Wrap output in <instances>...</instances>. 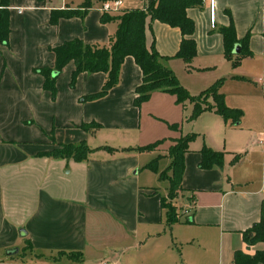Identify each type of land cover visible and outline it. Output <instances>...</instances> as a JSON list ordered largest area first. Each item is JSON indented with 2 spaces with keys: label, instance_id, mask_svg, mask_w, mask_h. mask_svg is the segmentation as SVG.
Segmentation results:
<instances>
[{
  "label": "crops",
  "instance_id": "0c3cea01",
  "mask_svg": "<svg viewBox=\"0 0 264 264\" xmlns=\"http://www.w3.org/2000/svg\"><path fill=\"white\" fill-rule=\"evenodd\" d=\"M94 2L83 18L52 24L51 11L73 9L64 0H9L8 45L0 48V264H234L236 251L257 248L248 246L245 233L264 217V0H216L215 30L209 0L189 9L197 43L190 70L176 58L181 32L146 22V46H155L183 87L196 96L223 79L227 106L243 112L238 124L212 111L192 121L189 133L201 138L185 155L172 201L182 218L172 227L162 205L169 182L160 174L177 139L159 140L150 152L133 148L164 135L150 133L146 108L172 113L176 123L190 105L155 92L136 107L142 74L130 56L117 86L99 100L81 99L101 90L105 74L81 73L70 87L73 62L57 74L54 99L43 88L38 70L54 69L51 49L74 39L105 45L114 34L116 23H102L101 2ZM231 22L239 40L249 36L252 53L234 67L220 33ZM90 123L98 128L78 127ZM80 142L92 149L84 161L48 155L54 145ZM205 143L224 153L223 166L200 168ZM157 158L158 172L145 168ZM10 249L17 253L7 255Z\"/></svg>",
  "mask_w": 264,
  "mask_h": 264
},
{
  "label": "trees",
  "instance_id": "16d2710c",
  "mask_svg": "<svg viewBox=\"0 0 264 264\" xmlns=\"http://www.w3.org/2000/svg\"><path fill=\"white\" fill-rule=\"evenodd\" d=\"M43 1V0H38ZM91 1L86 0L84 4L76 9L54 10L50 13V22L56 24L59 19H70L74 17L83 18ZM106 0H99L103 2ZM144 6L140 9H122L116 13H102L101 22L116 23V30L110 36L105 45H87L79 39L63 42L51 49L55 57L54 69H39L38 72L44 77L43 88L50 92L51 98L56 96L55 78L52 73L59 74L70 62L74 64L71 75L70 87H73L76 78L81 73L105 74V82L101 90L95 94L83 97L82 101H96L103 98L108 92L117 86L119 82L120 69L124 59L132 57L139 67L142 79L135 89L134 104L140 107L148 101L155 92L171 94L176 98L177 104L191 105L193 110L190 120H196L203 113L212 111L220 116L225 122L238 124L243 118V112L227 106L225 97L220 89L223 79L216 82L209 89L199 95H192L181 85L176 74L165 64V58L159 55L155 46L151 48L145 43L146 22L159 21L172 28L178 29L182 35L180 49L176 58L183 60L190 70L194 59L197 57V43L194 39L196 30L195 22L188 16L191 8H200L204 0H143ZM9 0H0V48L8 45L10 33L9 27ZM223 36L225 56L233 60L234 66H239L243 59L252 55L249 49V36L243 40L237 37L233 22L228 27L220 29ZM239 45L241 51L238 55L233 54L235 47ZM211 98V99H210ZM90 126L98 128L95 123L81 124L78 127L89 131ZM174 125L173 128H177ZM198 138V134L191 133L174 141L169 150L170 164L166 172L160 174V178L169 182L168 198H163L162 205L166 210L167 224L172 227L181 222L182 215L178 213L177 207L172 201L177 197L181 189L184 174L185 155L190 152L191 144ZM162 141L136 147L137 152L153 151ZM48 155L53 158L72 159L75 162L86 160L92 151L85 142L78 144L57 145ZM106 150L114 149L106 147ZM200 168L211 169L214 166H223L224 153L204 145L200 151ZM157 158L150 162L145 168L158 172ZM246 242L249 247L258 249L253 255L244 251H236L234 264H264V217L256 223L252 229L245 233ZM79 253H70V258H77Z\"/></svg>",
  "mask_w": 264,
  "mask_h": 264
},
{
  "label": "rangeland",
  "instance_id": "374dc122",
  "mask_svg": "<svg viewBox=\"0 0 264 264\" xmlns=\"http://www.w3.org/2000/svg\"><path fill=\"white\" fill-rule=\"evenodd\" d=\"M94 1H99V0H94ZM94 1H91V3L93 2V4L94 3L98 4V2H94ZM123 1L125 2V7H123L122 9H127V10L140 9L141 0H123ZM64 2L70 8L76 9V8L80 7L82 4H84L86 2V0H64ZM233 67H234V65H233ZM182 107L184 108V106H182ZM183 108H181V109H183ZM192 110H193L192 106L191 105L188 106V110H184L185 112L183 111V114H184L183 121L179 120V121H174L176 123H173L170 121V119L174 117V114H173V116H170V114L172 115V113H168V112L166 113L164 110H161V108H158L157 106H149L148 108H146V110H144L143 113H144V117L146 119H148V121L150 123V129H149L150 133H156L158 135L164 134L163 136H161V138H159L158 140H156L152 143L153 144L157 143L159 140H162V139H165L164 141L167 142V141H170L169 140L170 138L180 139L182 136L191 134L189 132L192 128L191 127L192 121L190 120ZM177 124H178L177 128H175V127L173 128V126L177 125ZM204 126H205V123L202 122L200 124V129L204 128ZM89 129L93 131L95 129V127L90 126ZM181 130H183L184 134H181ZM194 133H196V132H194ZM196 134H198V133H196ZM166 138H169V139H166ZM199 138H201V137L198 136L197 140H199ZM204 142H205V139H204ZM201 144H202V142H201ZM203 146H204V144H203ZM54 147L56 148L58 146L54 145ZM55 148H53V149H55ZM156 148H154V150ZM162 165H163V163H162ZM161 185L162 186L168 185V183L166 181H161ZM177 210H178V213L180 214L178 207H177ZM257 250L258 249L249 250V254L253 255Z\"/></svg>",
  "mask_w": 264,
  "mask_h": 264
},
{
  "label": "built area",
  "instance_id": "2783aa9c",
  "mask_svg": "<svg viewBox=\"0 0 264 264\" xmlns=\"http://www.w3.org/2000/svg\"><path fill=\"white\" fill-rule=\"evenodd\" d=\"M123 8V0H106L101 2L100 11L102 13H116ZM210 26L212 30L217 28L216 0H209ZM99 264H107L101 262Z\"/></svg>",
  "mask_w": 264,
  "mask_h": 264
},
{
  "label": "water",
  "instance_id": "95a60500",
  "mask_svg": "<svg viewBox=\"0 0 264 264\" xmlns=\"http://www.w3.org/2000/svg\"><path fill=\"white\" fill-rule=\"evenodd\" d=\"M241 51V47L239 45H237L233 51V54L238 55ZM57 76L56 72L52 73V77L55 78ZM192 219H190L189 221H191ZM17 253V249H10L7 251V255H13Z\"/></svg>",
  "mask_w": 264,
  "mask_h": 264
}]
</instances>
